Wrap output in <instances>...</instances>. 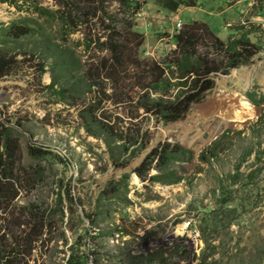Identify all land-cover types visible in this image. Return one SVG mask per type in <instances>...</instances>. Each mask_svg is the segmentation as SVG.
Wrapping results in <instances>:
<instances>
[{
  "label": "rangeland",
  "instance_id": "rangeland-1",
  "mask_svg": "<svg viewBox=\"0 0 264 264\" xmlns=\"http://www.w3.org/2000/svg\"><path fill=\"white\" fill-rule=\"evenodd\" d=\"M61 1L0 0V53L17 62L0 80V122L16 130L23 166L28 146L54 155L39 161L43 180L30 192L19 188L27 185L26 169L14 172L17 196L0 203V264H65L75 251L87 264H264V0H198L173 14L138 0L133 21L146 61L159 63L174 49L176 22L180 30L205 23L224 42L245 33L254 45L248 64L213 75L214 87L173 123L108 100L89 112L82 72L106 52L86 45L104 41L106 30L89 16L62 25L53 15L65 12ZM10 25L32 32L5 39L1 29ZM64 55L71 68L61 67ZM159 143L187 154L163 172L153 163L148 177L172 173L161 180L175 183L143 181L134 172ZM63 186L68 201L59 207ZM32 202L37 218L45 210L47 227L28 251L17 225L28 221L24 207Z\"/></svg>",
  "mask_w": 264,
  "mask_h": 264
},
{
  "label": "trees",
  "instance_id": "trees-1",
  "mask_svg": "<svg viewBox=\"0 0 264 264\" xmlns=\"http://www.w3.org/2000/svg\"><path fill=\"white\" fill-rule=\"evenodd\" d=\"M71 1L72 3L70 0H62L61 4L65 12L53 13L62 25L74 26L89 16L96 17L102 27L104 24L103 30H106L104 41L100 43V38L89 39L86 45V50L94 45L97 51L106 52V57L98 64H91L81 76L82 81L88 83L84 91L92 95L89 101V107L93 109L89 112L92 114L100 109L103 100H108L113 105H134L136 110L141 109L144 114L155 118L158 122L180 121L190 107L201 102L207 92L214 87L213 75L217 73L227 75L232 69L248 64L252 56L251 47L254 45L247 34L241 33L238 38L224 42L210 30L207 24L192 21L174 35V49L161 62L146 61L142 57L144 35L136 30L133 21L141 8L138 0ZM197 1L153 0L158 9L170 14L176 13L180 7L193 8ZM12 3L15 4L14 0ZM111 4L117 6L115 12L108 10ZM34 8L40 14H49L41 8ZM31 32L21 25H10L1 29L3 38L12 40ZM200 47L205 48L206 51L200 53ZM67 60V56L64 55L61 63L64 69L71 68ZM16 65L17 62L12 57L0 53V80L15 72ZM38 71L40 75L45 73L43 63L38 65ZM129 82L131 83L128 89L126 86ZM106 83L111 84L109 94H106ZM53 87L54 82L49 85L50 89ZM54 92L59 96L63 95V90ZM250 100L255 103L252 97ZM15 131L13 127L0 122V203L10 202L17 196L19 189L16 184L19 181L14 176V172L26 169L24 174L25 178L27 177L25 179L27 185L24 187L19 185V188L30 192L35 183L43 180L44 172L39 161L54 157L48 149L28 146L26 150L30 163L27 167L23 166L21 144ZM186 154L187 152L176 144L159 143L134 172L143 181L162 182V176L172 177V173L148 177L152 164H155V169L159 172H163L171 163L181 160ZM27 169L33 170L31 176L27 175ZM177 181L162 183L172 184ZM64 200L68 201V193L63 186L55 204L63 207ZM24 210L28 221L20 222L17 227L24 228L23 232L28 239L25 244H28L30 251L32 243L38 241L47 227L46 216L43 210L40 218H37L39 207L33 202L27 204ZM72 246L73 244L70 247ZM86 259L87 256L83 252H70L65 264H87Z\"/></svg>",
  "mask_w": 264,
  "mask_h": 264
},
{
  "label": "built area",
  "instance_id": "built-area-1",
  "mask_svg": "<svg viewBox=\"0 0 264 264\" xmlns=\"http://www.w3.org/2000/svg\"><path fill=\"white\" fill-rule=\"evenodd\" d=\"M180 27H181L180 22H176V23H175V30H176V31H179V30H180ZM89 264H91L90 261H89Z\"/></svg>",
  "mask_w": 264,
  "mask_h": 264
},
{
  "label": "bare ground",
  "instance_id": "bare-ground-1",
  "mask_svg": "<svg viewBox=\"0 0 264 264\" xmlns=\"http://www.w3.org/2000/svg\"><path fill=\"white\" fill-rule=\"evenodd\" d=\"M242 107H243V108H246V109L249 108V106L247 105V103H243V104H242Z\"/></svg>",
  "mask_w": 264,
  "mask_h": 264
},
{
  "label": "crops",
  "instance_id": "crops-1",
  "mask_svg": "<svg viewBox=\"0 0 264 264\" xmlns=\"http://www.w3.org/2000/svg\"><path fill=\"white\" fill-rule=\"evenodd\" d=\"M187 9V8H186Z\"/></svg>",
  "mask_w": 264,
  "mask_h": 264
}]
</instances>
